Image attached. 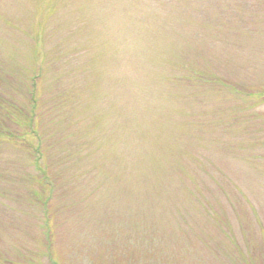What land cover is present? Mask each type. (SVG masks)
<instances>
[{
    "label": "rangeland",
    "instance_id": "1",
    "mask_svg": "<svg viewBox=\"0 0 264 264\" xmlns=\"http://www.w3.org/2000/svg\"><path fill=\"white\" fill-rule=\"evenodd\" d=\"M0 264H264V0H0Z\"/></svg>",
    "mask_w": 264,
    "mask_h": 264
}]
</instances>
